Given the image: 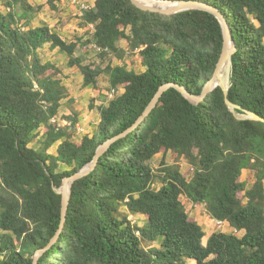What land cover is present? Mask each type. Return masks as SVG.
Instances as JSON below:
<instances>
[{"label": "trees", "instance_id": "trees-1", "mask_svg": "<svg viewBox=\"0 0 264 264\" xmlns=\"http://www.w3.org/2000/svg\"><path fill=\"white\" fill-rule=\"evenodd\" d=\"M197 1L220 10L237 47L228 68V99L264 118V0ZM36 11L30 0H0V264H33L59 229L61 194L55 188L63 178L132 126L161 85L175 83L200 95L223 45L221 24L211 12L167 15L141 10L131 0H96L81 17L93 26L87 43L103 58L135 54L143 70L111 61L100 68L77 57V42L45 24L31 26ZM45 46L67 57L83 87H94L106 73L110 88L122 89L98 107L95 130L80 140L74 136L77 113L58 117L67 89L56 76L58 65L41 55ZM158 153L162 159L154 167ZM182 157L192 168L189 177L180 170ZM244 169L249 180L241 179ZM181 196L204 204L211 218L237 233L215 231L204 244L205 232ZM129 214L144 216V223L138 226ZM189 261L264 264V122L238 119L219 86L198 104L173 87L166 90L151 113L72 184L63 228L36 264Z\"/></svg>", "mask_w": 264, "mask_h": 264}, {"label": "rangeland", "instance_id": "rangeland-1", "mask_svg": "<svg viewBox=\"0 0 264 264\" xmlns=\"http://www.w3.org/2000/svg\"><path fill=\"white\" fill-rule=\"evenodd\" d=\"M96 0H30L31 4L37 7L35 18L33 19L31 26L47 25L53 32L59 34L67 42H77V48L75 54L77 57L86 64H92L100 68H104L105 65L111 61V65H124L128 69L134 68L136 70H143L140 65V61L137 55L127 53L125 57L120 60L108 57H100L99 51L95 48L94 44L87 43L93 28L90 25H84L82 18L77 14V2H85L90 7L94 6ZM119 44L127 49L126 41L122 40ZM44 59H49L61 70L60 74L56 76L61 79L63 85L67 89L66 97L62 100V107L60 109L59 118L63 116H72V112H76L78 115L77 129L74 136L77 140L84 134H91L95 130L99 118L98 107L107 102L115 95L122 92L119 89L117 93H113L110 96L112 88H110L108 75L102 73L97 78V83L94 87H83L82 76L79 70L75 67H68L66 64L67 57L56 50H48V46H45L40 50ZM240 114V113H238ZM62 124H68L67 121L62 120ZM39 138V137H38ZM39 139L33 140L32 146L37 147ZM56 144L49 149V152L54 153ZM162 153H158L152 159V166L157 167L162 159ZM167 161L172 163L173 157L168 154ZM181 172L189 177L192 173V168L185 157H182L179 161ZM250 173L244 169L242 171L241 179L249 180ZM155 188L158 185L154 186ZM181 200L185 205L190 217L196 219L204 232L205 236H208L213 231L230 232V226H224L221 229L215 222V219L211 218L204 204L195 205L185 196H181ZM120 211L127 214V209L124 205L120 206ZM129 219L135 222L138 226H141L145 218L144 216H133L129 214ZM205 244V238L203 239ZM188 264H194V261H189Z\"/></svg>", "mask_w": 264, "mask_h": 264}, {"label": "water", "instance_id": "water-1", "mask_svg": "<svg viewBox=\"0 0 264 264\" xmlns=\"http://www.w3.org/2000/svg\"><path fill=\"white\" fill-rule=\"evenodd\" d=\"M146 1L151 2H159L162 3L161 5H155V4H148ZM131 2L138 7L141 10L144 11H152V12H160L167 15L176 14L179 12L187 11V10H205L208 12H211L214 14L222 27V33H223V45H222V51L219 57V60L216 64V68L213 72L212 77L204 84L202 92L200 95H193L190 94L183 86H180L175 83H166L161 85L148 105L146 106L143 113L139 116V118L134 122L132 126H130L125 131L121 132L120 134L113 136L112 138L106 140L103 144H101L97 150L96 153L92 159V161L85 166H83L79 171L72 174L69 177L63 178L62 184L60 187L55 188L56 192L61 194V220L59 229L54 235V237L51 239L49 245L43 249L38 250L34 255V263L36 264V261L39 257V255L47 248H49L57 239L58 236L63 228V225L66 220V213L68 209L69 199L71 195V189L72 184L79 178L88 175L96 166L99 158L104 154V152L109 148V146L117 139L125 136L132 130H134L150 113L151 111L156 107L157 103L159 102V99L161 98L162 94L168 90L169 88H175L177 89L185 98H187L191 103L198 104L200 101H202L205 96L210 93L214 88L219 86L224 93L225 96V102L228 106L229 110L233 112V114L238 119H252L255 121L264 122V118L260 117L259 115L255 114L254 112L246 109H242L239 105H236L232 103L228 99V89L230 87V82L228 80L227 84H224L222 81L221 71L226 65L227 62L230 64L231 69V60L233 54L237 51V47L235 44V41L233 39L230 27L223 16V14L220 12L219 9L216 7L209 5L205 2L197 1V0H131ZM236 110H241L243 113L238 114Z\"/></svg>", "mask_w": 264, "mask_h": 264}, {"label": "built area", "instance_id": "built-area-1", "mask_svg": "<svg viewBox=\"0 0 264 264\" xmlns=\"http://www.w3.org/2000/svg\"><path fill=\"white\" fill-rule=\"evenodd\" d=\"M88 9H89V6H88L87 4H85V2H77V14H78L79 17H82L83 13H84L86 10H88ZM90 27L93 28L92 25H90ZM94 46H95V45H94ZM95 48H96L98 51L100 50V48H98V47H96V46H95ZM114 92H115L114 89H112V90H111V93H110V96H113V93H114ZM52 121H55V119H52ZM215 222H216V224L218 225V227H219L220 229H221L222 227H224V226H229V224H228L226 221L215 220ZM222 232H224V231H222ZM230 232H232V233H237V231H236V230H233V229H231ZM227 233H229V232H227Z\"/></svg>", "mask_w": 264, "mask_h": 264}, {"label": "bare ground", "instance_id": "bare-ground-1", "mask_svg": "<svg viewBox=\"0 0 264 264\" xmlns=\"http://www.w3.org/2000/svg\"><path fill=\"white\" fill-rule=\"evenodd\" d=\"M148 2V4H155V5H161L162 3H157V2H151V1H146ZM229 62L226 63V65L224 66V68L221 71V77H222V81L224 82V84L228 83L229 80V74H228V68H229Z\"/></svg>", "mask_w": 264, "mask_h": 264}, {"label": "crops", "instance_id": "crops-1", "mask_svg": "<svg viewBox=\"0 0 264 264\" xmlns=\"http://www.w3.org/2000/svg\"><path fill=\"white\" fill-rule=\"evenodd\" d=\"M189 217H190V216H189ZM190 218H191L192 220L196 221V219H195V218H193V217H190ZM202 229H203V228H202ZM213 232H215V231H213ZM213 232H212V233H213ZM210 234H211V233H210ZM210 234H209V235H210ZM209 235H208V236H209ZM208 236H204V238H205V242H206V240H207ZM204 238H203V239H204Z\"/></svg>", "mask_w": 264, "mask_h": 264}]
</instances>
